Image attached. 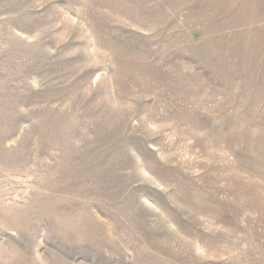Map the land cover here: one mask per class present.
Listing matches in <instances>:
<instances>
[{"label": "rangeland", "instance_id": "obj_1", "mask_svg": "<svg viewBox=\"0 0 264 264\" xmlns=\"http://www.w3.org/2000/svg\"><path fill=\"white\" fill-rule=\"evenodd\" d=\"M0 264H264V0H0Z\"/></svg>", "mask_w": 264, "mask_h": 264}]
</instances>
